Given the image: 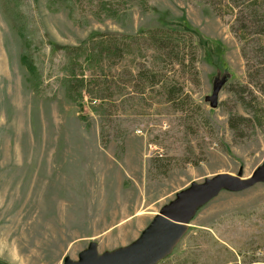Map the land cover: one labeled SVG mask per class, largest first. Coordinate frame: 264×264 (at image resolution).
<instances>
[{"label":"rangeland","instance_id":"1","mask_svg":"<svg viewBox=\"0 0 264 264\" xmlns=\"http://www.w3.org/2000/svg\"><path fill=\"white\" fill-rule=\"evenodd\" d=\"M49 1L18 8L40 95L0 6V264H62L91 242L99 253L124 247L191 183L248 178L264 162V46L248 15L264 0H72L56 12ZM173 28L178 53L156 55L148 33ZM150 75L181 88L180 99L167 103ZM64 80L81 92V110ZM228 86L245 91L257 119ZM234 114L248 121L233 130ZM157 264H264V184L221 192Z\"/></svg>","mask_w":264,"mask_h":264},{"label":"water","instance_id":"2","mask_svg":"<svg viewBox=\"0 0 264 264\" xmlns=\"http://www.w3.org/2000/svg\"><path fill=\"white\" fill-rule=\"evenodd\" d=\"M220 88L219 83L215 84L208 98L211 108L218 105ZM257 184H264V162L248 178L239 171L236 175L219 173L201 183L193 182L164 205L130 244L99 253L97 244L91 242L77 260L66 257L62 264H157L173 251L197 210L221 192L239 193Z\"/></svg>","mask_w":264,"mask_h":264},{"label":"trees","instance_id":"3","mask_svg":"<svg viewBox=\"0 0 264 264\" xmlns=\"http://www.w3.org/2000/svg\"><path fill=\"white\" fill-rule=\"evenodd\" d=\"M72 0H50L49 1V9H51V11H58L62 8H69L70 6V2ZM105 1H111V0H101L102 5H109V2H105ZM228 1L227 5L229 7V4H234L235 6H237L239 3H246V6L251 7H256L257 6V2L262 1V0H226ZM248 2V3H247ZM242 5V4H241ZM0 6L2 9V13L3 15L10 21V23L12 24V27L14 29V31L16 32V34L18 35L20 41H21V57H20V63L25 67V71L28 75V79H29V84L32 88V91L36 94V95H40L41 94V84L39 82V77H38V70L34 64V60H33V55L32 53H30L31 51V41L29 40L28 36L26 33L30 34L29 32H25V24H26V20L24 19L23 15L21 14V12L19 11V7H20V0H0ZM245 6V7H246ZM264 7L260 6V9L257 11L254 10H249L248 15H250L251 19L253 22H255L254 24L257 25L258 27H256L258 30L256 32L257 35H259L261 37L260 39V43L263 44L264 46V18L261 16L262 11L261 9ZM264 13V11H263ZM242 31H245V26L242 25L241 26ZM180 30L178 29H168L165 31H151L148 33V37L147 38L148 42H150L151 45H153V51L155 52L156 55L160 56V57H166L167 59H172L170 56L172 54V52H176L177 50H179L178 47V42L177 40H175V36H177L178 34H180V32H178ZM186 31L191 32L190 29H186ZM232 31H234V26L232 28ZM192 33V32H191ZM191 33H188L191 35ZM236 30L234 32L235 35L236 34ZM187 34V33H184ZM31 35V34H30ZM245 35L241 36V39H244ZM240 40V38H239ZM115 42L113 37H110V39H106L104 43L106 46L109 44L108 46V50L110 51H114L117 50L116 46L113 44ZM118 43V41H117ZM119 46H121V43L118 44ZM123 46H126V43L122 44ZM105 46V47H106ZM110 47H112L113 49H110ZM197 47V46H196ZM169 49H172L169 52ZM69 50V54L70 56L72 54H75L76 49L74 48H69L67 49ZM102 51L97 55L98 57H100L102 55ZM104 51H107L104 49ZM98 53V52H96ZM178 53V52H176ZM195 53V52H194ZM78 57V56H76ZM87 60L89 61V56L87 58ZM173 61V60H172ZM177 61V60H175ZM172 63V62H171ZM181 62L179 61L178 64H180ZM190 64L193 65L192 60L190 61ZM73 74V73H72ZM71 74V75H72ZM159 74V73H156ZM71 77H75V76H71ZM154 75H150V79L152 80L153 85L158 86L159 90H162L165 95L166 98V102L167 103H176L177 98L174 97L175 95L179 97L182 96L183 92L180 89L176 90L175 86H173L171 84V82L167 79V78H163L161 80V78H159L158 80H154ZM83 80H81V78L79 79V82L81 83ZM77 82V81H76ZM80 83L77 82L78 85H80ZM63 85L65 87V90L67 92V97L74 103H76V105L79 107V109H82V94L81 92H76L75 89V85L72 86L71 85V81L69 80H64ZM224 86V85H223ZM240 88L242 90H245L246 86H240ZM227 92L229 93H233L235 92L237 94V96H239V104L240 106L244 109V111L250 113L251 118L250 120H254L257 119V113L254 112V110L251 108V105L249 102H246L243 99V96L245 91H235L234 88L232 86H228L227 87ZM102 100V99H100ZM81 101V102H80ZM178 105L176 104V107ZM253 111V112H251ZM232 116V115H231ZM206 119L203 118V121H205ZM249 120V121H250ZM248 121V120H247ZM246 119L241 118V116H237L236 114H234L231 118L229 117V128L234 130V126L236 127L237 124H241L244 122H247ZM246 124V123H245ZM104 135V133L102 134V136ZM106 143L103 142V145H105ZM153 166H155V161L152 164ZM152 167V166H151Z\"/></svg>","mask_w":264,"mask_h":264}]
</instances>
